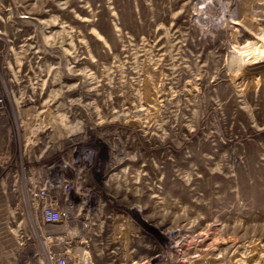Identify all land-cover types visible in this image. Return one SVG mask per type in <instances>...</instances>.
Wrapping results in <instances>:
<instances>
[{"label":"rangeland","instance_id":"obj_1","mask_svg":"<svg viewBox=\"0 0 264 264\" xmlns=\"http://www.w3.org/2000/svg\"><path fill=\"white\" fill-rule=\"evenodd\" d=\"M0 93L6 262L264 264V0H0Z\"/></svg>","mask_w":264,"mask_h":264},{"label":"built area","instance_id":"obj_2","mask_svg":"<svg viewBox=\"0 0 264 264\" xmlns=\"http://www.w3.org/2000/svg\"><path fill=\"white\" fill-rule=\"evenodd\" d=\"M4 107V99L0 93V115ZM25 191V187H24ZM26 207L28 215L32 219V212H39L38 223L43 228L45 226L56 227L57 229L63 227L68 233H72L69 223L71 222V215L66 206H61L60 202L56 197L51 196L45 187L37 189H29L25 191ZM41 237L48 239V231L39 230ZM78 244V248L75 247V254L68 252L71 247L72 240L69 239L63 244L67 246V249L58 247L53 249L49 247L46 251V260L48 264H91L89 260V252L85 250L88 246V239L82 238Z\"/></svg>","mask_w":264,"mask_h":264},{"label":"crops","instance_id":"obj_3","mask_svg":"<svg viewBox=\"0 0 264 264\" xmlns=\"http://www.w3.org/2000/svg\"><path fill=\"white\" fill-rule=\"evenodd\" d=\"M0 250H1V252H0V264H11L10 261L6 262V259L10 260V258H11V254H12L11 248H10V252L8 253V255L2 254L3 249L0 248ZM14 250H15V248H14ZM4 253H5V249H4Z\"/></svg>","mask_w":264,"mask_h":264},{"label":"bare ground","instance_id":"obj_4","mask_svg":"<svg viewBox=\"0 0 264 264\" xmlns=\"http://www.w3.org/2000/svg\"><path fill=\"white\" fill-rule=\"evenodd\" d=\"M25 191H24V189H23V191H22V193H23V195H25V193H24ZM26 200V199H25Z\"/></svg>","mask_w":264,"mask_h":264}]
</instances>
